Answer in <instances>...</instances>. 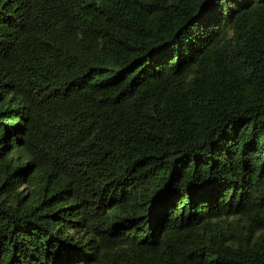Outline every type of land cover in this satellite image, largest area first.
I'll list each match as a JSON object with an SVG mask.
<instances>
[{
	"label": "trees",
	"instance_id": "trees-1",
	"mask_svg": "<svg viewBox=\"0 0 264 264\" xmlns=\"http://www.w3.org/2000/svg\"><path fill=\"white\" fill-rule=\"evenodd\" d=\"M0 264H264V0H0Z\"/></svg>",
	"mask_w": 264,
	"mask_h": 264
}]
</instances>
